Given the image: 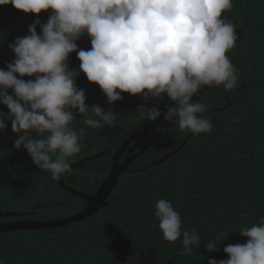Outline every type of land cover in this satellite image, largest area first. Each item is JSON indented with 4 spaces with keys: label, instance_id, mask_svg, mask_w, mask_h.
Here are the masks:
<instances>
[{
    "label": "trees",
    "instance_id": "obj_1",
    "mask_svg": "<svg viewBox=\"0 0 264 264\" xmlns=\"http://www.w3.org/2000/svg\"><path fill=\"white\" fill-rule=\"evenodd\" d=\"M233 4L227 14L247 37L239 42L235 54L240 79L227 96L230 106L208 114L215 124L213 131L192 135L177 154L160 163L189 134L176 124L163 128L158 143L119 177L107 206L90 218L61 228L0 234V264H208L209 258L227 259L223 249L228 244L246 243L247 238L238 233L241 227L264 218V0H233ZM50 14L49 10L35 16L11 5L0 7V69L7 70L6 65L15 59L9 44L27 35L36 19L46 23ZM36 31L40 34L39 25ZM76 43L78 50L91 48L87 35ZM68 64L79 71L76 53L69 55ZM76 86L85 91L87 105L111 108L118 115L114 128H86L82 150L69 163L117 148L131 131L149 122L136 118L137 106L144 103L139 96L123 94L121 101L109 105L98 86L90 84L82 73L76 77ZM221 88L196 101L222 109L226 104ZM155 103L150 98L146 107ZM242 105L247 106L246 114L240 112ZM7 111L0 105V112ZM237 115L241 119L233 123L232 117ZM76 118L74 128L79 130L83 125L78 115ZM17 138L8 121L0 132V201L27 210L35 202L51 204L30 218L42 221L80 212L85 201L65 191L46 170L38 169L23 147L16 149ZM111 157L112 151L83 169L64 174L65 183L82 193L95 194ZM161 198L171 201L180 213L183 230L195 229L200 234L201 247L192 256L180 254V240H163L154 215ZM225 230L230 232L227 240L217 245L218 251L207 252L204 246Z\"/></svg>",
    "mask_w": 264,
    "mask_h": 264
},
{
    "label": "clouds",
    "instance_id": "obj_2",
    "mask_svg": "<svg viewBox=\"0 0 264 264\" xmlns=\"http://www.w3.org/2000/svg\"><path fill=\"white\" fill-rule=\"evenodd\" d=\"M8 5L24 14H51L44 24L36 19L27 35L8 46L15 59L7 70L0 69V105L8 110L0 112V132L10 121L18 137L14 147H23L33 164L56 181L70 172L69 161L81 152L86 128H114L117 121L111 108L86 104L85 91L76 86L80 73L109 105L123 94L139 96L144 103L137 106L136 118L154 122L163 115L193 137L212 132L215 124L207 115L210 105L192 98L206 86L231 92L240 79L228 55L238 40L236 25L221 18L233 0H0V7ZM84 35L91 48L78 50L76 42ZM71 53L77 54L79 71L69 67ZM150 98L156 103L146 107ZM240 112L246 114L247 106ZM77 115L79 130L74 128ZM240 119L234 116L232 122ZM154 215L164 241H181L182 256L201 247L200 234L182 229L171 201L159 199ZM238 233L246 243L228 244L223 249L228 258H209L208 264H264V218ZM229 234L218 233L206 251H218Z\"/></svg>",
    "mask_w": 264,
    "mask_h": 264
},
{
    "label": "water",
    "instance_id": "obj_3",
    "mask_svg": "<svg viewBox=\"0 0 264 264\" xmlns=\"http://www.w3.org/2000/svg\"><path fill=\"white\" fill-rule=\"evenodd\" d=\"M208 88L209 87L206 86L203 91H205ZM165 102H167L166 97H165ZM168 106L171 107L172 104L168 103ZM229 106H230V101H227L226 105L222 109H220V111L227 109ZM161 111L163 112L162 105H161ZM163 121L164 118L162 115L156 121L150 122L145 127L142 126L137 127L136 129H134L129 133V135L122 142V144H120L117 148L110 150L112 151V157H111V164L109 170L95 194H85L67 186L65 184L63 176L61 177L60 180H58V184L65 191L85 201L86 204L80 212L68 217L55 219V220H44V221L26 220L21 222L0 224V234L22 232L27 230L61 228L70 225L72 223L90 218L95 214H97L102 208L107 206L108 198L113 192V190L116 188L119 177L129 169L131 164L136 160L138 156L142 155L147 149L152 147L161 138L160 133L151 138H147V137L151 135L161 125ZM191 136L192 134L189 133L187 139L184 140L176 150L168 154L166 157L161 158L159 162L163 163L167 158L177 154L184 147V145ZM110 151L104 150L98 154L91 155L89 157L71 162L70 171L83 169L85 168L86 164L90 163L91 161H94L97 158L107 155V153H109ZM124 154H128V156L121 160V157Z\"/></svg>",
    "mask_w": 264,
    "mask_h": 264
},
{
    "label": "flooded vegetation",
    "instance_id": "obj_4",
    "mask_svg": "<svg viewBox=\"0 0 264 264\" xmlns=\"http://www.w3.org/2000/svg\"><path fill=\"white\" fill-rule=\"evenodd\" d=\"M223 15L225 17H227L230 21H232L236 25V20L234 18H231L230 16H228L227 12H225L224 14H222V17L221 18H223ZM235 31L237 33L238 40L236 42V46L234 47L233 51H230L228 53V55L231 57L232 62H233L234 65H236V62H235L236 61L235 54H236V51L238 50L239 42L242 39H246V37H247V35L244 32H242L238 28L237 25H236ZM237 71L239 72L238 69H237ZM220 87H217V88L219 89ZM217 88H215V87H209L205 91L200 92L196 96H194L192 98V101H190V102H196L197 97H204L205 95H208V97H211V93H217V91L214 92L215 90H217ZM237 91H240V88H238ZM221 94H222V100H224V103L226 104L227 101H230V104H231V99L229 97H227L228 95L231 94V92H225V90L223 88H221ZM166 101H167V98H166ZM167 103H171V102H167ZM219 109L220 108H214V107H211L210 106L207 115L208 114L210 115V114L217 113L218 111L221 112L222 110L220 111ZM149 123L150 122H147V123L142 124L140 126L145 127ZM174 124L175 123L173 121L164 120L161 123V125L151 135H149L147 138L154 137V136L158 135L159 133L161 134V137H162V135H163L162 134L163 128H171L172 125H174ZM157 143H155L153 146H155ZM152 147H150L149 149H151ZM149 149H147L143 154H145ZM134 154H131V155H134ZM127 156H128V154H124L121 157V160L124 159ZM50 207H51V204H47V205L42 206L41 204L35 202L33 204V206H31L30 209L27 210V209H24V207L21 206V205H17L15 207V206H10V204H6V203L0 201V224H6V223H11V222H21V221H26V220L36 221L35 219H30V218L33 217L36 212L41 211V210H47V208H50ZM46 220H48V219H46ZM37 221H39V220H37ZM40 221H42V220H40Z\"/></svg>",
    "mask_w": 264,
    "mask_h": 264
}]
</instances>
